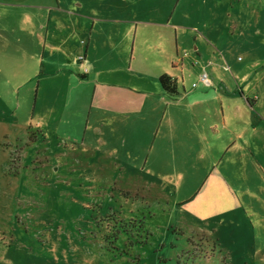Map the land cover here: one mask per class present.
Instances as JSON below:
<instances>
[{
  "label": "rangeland",
  "instance_id": "1",
  "mask_svg": "<svg viewBox=\"0 0 264 264\" xmlns=\"http://www.w3.org/2000/svg\"><path fill=\"white\" fill-rule=\"evenodd\" d=\"M125 1L0 0V264H264L263 94L257 115L237 120L259 134L236 140L229 119L226 157L161 159L107 153L98 136L83 141L78 110L41 93L35 101V74L58 65L80 87L88 13ZM153 3L176 7L173 22L202 39L182 31L197 61L211 48L251 61L262 90L253 71H264V0Z\"/></svg>",
  "mask_w": 264,
  "mask_h": 264
},
{
  "label": "crops",
  "instance_id": "2",
  "mask_svg": "<svg viewBox=\"0 0 264 264\" xmlns=\"http://www.w3.org/2000/svg\"><path fill=\"white\" fill-rule=\"evenodd\" d=\"M145 3L125 1L121 8L98 7L88 13L90 22L83 33L77 68V73H83L76 80L80 87L69 88L61 78L75 79L58 65L50 74H35L31 86L35 101L41 93L48 95L47 102L63 101L67 114L70 109L78 110L74 119H83V141L92 133L99 137L102 150L117 157L161 159L206 153L226 157L223 132L229 119H234L236 140L240 135L254 138L259 134L255 124L239 128L237 120L245 125L248 117L257 115L260 94L264 96V71H253L263 83L259 91L251 80V61H230L212 48L206 64L197 61L199 50L197 46L195 53L188 50L189 41L182 31L189 32L194 45L202 39L173 22L177 8L163 10L156 3ZM111 44L116 51L102 56L100 47ZM202 74L207 83L199 80ZM163 75L175 82L177 96L161 88L158 79ZM61 116L67 122L71 117Z\"/></svg>",
  "mask_w": 264,
  "mask_h": 264
},
{
  "label": "trees",
  "instance_id": "3",
  "mask_svg": "<svg viewBox=\"0 0 264 264\" xmlns=\"http://www.w3.org/2000/svg\"><path fill=\"white\" fill-rule=\"evenodd\" d=\"M161 88L170 96H177L175 82L170 77L163 75L158 79Z\"/></svg>",
  "mask_w": 264,
  "mask_h": 264
},
{
  "label": "built area",
  "instance_id": "4",
  "mask_svg": "<svg viewBox=\"0 0 264 264\" xmlns=\"http://www.w3.org/2000/svg\"><path fill=\"white\" fill-rule=\"evenodd\" d=\"M199 80L201 82H204V83H207L208 82V78H207L206 74L200 75Z\"/></svg>",
  "mask_w": 264,
  "mask_h": 264
}]
</instances>
